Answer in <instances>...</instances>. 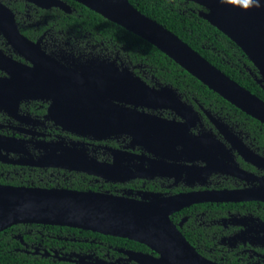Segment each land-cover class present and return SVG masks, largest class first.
I'll return each instance as SVG.
<instances>
[{"label": "flooded vegetation", "instance_id": "obj_1", "mask_svg": "<svg viewBox=\"0 0 264 264\" xmlns=\"http://www.w3.org/2000/svg\"><path fill=\"white\" fill-rule=\"evenodd\" d=\"M34 2L0 0V188L88 195L170 223L137 239L16 224L0 233L12 264H158L153 245L181 239L212 264H264V125L174 86L169 65L112 42L78 3Z\"/></svg>", "mask_w": 264, "mask_h": 264}, {"label": "water", "instance_id": "obj_2", "mask_svg": "<svg viewBox=\"0 0 264 264\" xmlns=\"http://www.w3.org/2000/svg\"><path fill=\"white\" fill-rule=\"evenodd\" d=\"M52 1L34 3L44 8H64L63 4L58 5ZM72 1L146 41L223 100L264 125L262 100L212 66L173 33L140 13L129 0ZM186 1L194 2L206 10L200 13V17L243 52L258 71L260 82L264 83V7L244 10L242 5L245 0H235L232 4L221 3L220 0ZM44 2L49 4L45 6ZM261 3L264 4V0ZM14 40L24 51L25 39L16 30ZM20 69H16L18 73L12 75L15 82L21 77ZM89 78L94 82L98 79H101L100 83L105 81L96 74ZM114 83L112 77L105 81L111 94L130 93L129 83L125 84V89H117ZM138 93L146 92L142 90ZM94 200L91 196L77 193L0 188V233L16 224L36 223L77 227L137 239L140 232L156 228L166 230L170 223L168 214L142 212L135 205L123 208L122 203L118 205L119 202H108L103 207L96 205ZM167 242L153 245L162 256L158 264H212L195 255L183 239L174 245Z\"/></svg>", "mask_w": 264, "mask_h": 264}, {"label": "trees", "instance_id": "obj_3", "mask_svg": "<svg viewBox=\"0 0 264 264\" xmlns=\"http://www.w3.org/2000/svg\"><path fill=\"white\" fill-rule=\"evenodd\" d=\"M130 4L140 13L156 21L165 29L177 36L182 42L197 52L216 69L224 73L231 80L248 90L253 95L264 100V90L256 83L247 68L253 75L257 72L243 54V52L226 36L212 27L200 17L205 12L201 6L186 0H129ZM83 15H88L90 24L99 31L107 33L112 42L131 48H141L144 57L158 64L169 65L173 73V84L185 80L191 93L199 95L219 96L201 84L198 80L180 68L167 56L141 38L127 32L100 15L90 11L80 4H76ZM221 99V98H220ZM231 107L229 103L221 99ZM235 110V108L233 107ZM239 115L247 117L252 123L257 121L236 110ZM10 244L0 234V264H12L14 258L9 253ZM15 260H18L17 258Z\"/></svg>", "mask_w": 264, "mask_h": 264}, {"label": "clouds", "instance_id": "obj_4", "mask_svg": "<svg viewBox=\"0 0 264 264\" xmlns=\"http://www.w3.org/2000/svg\"><path fill=\"white\" fill-rule=\"evenodd\" d=\"M221 3H235V0H220ZM264 7V4L261 3V0H245L244 4L242 5V8L244 10H250L252 8H261Z\"/></svg>", "mask_w": 264, "mask_h": 264}]
</instances>
